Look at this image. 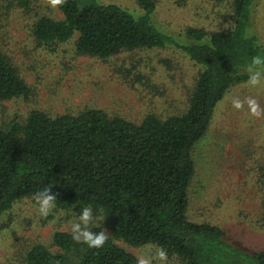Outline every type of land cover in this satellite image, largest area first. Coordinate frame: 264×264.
Wrapping results in <instances>:
<instances>
[{"label":"trees","instance_id":"1","mask_svg":"<svg viewBox=\"0 0 264 264\" xmlns=\"http://www.w3.org/2000/svg\"><path fill=\"white\" fill-rule=\"evenodd\" d=\"M95 1L62 0L61 18L37 15L28 23L30 38L48 47L73 40L76 55L102 61L175 48L199 67L184 109L166 117L146 114L138 123L96 108L55 116L34 109L0 125V226L15 204L50 185L55 209L78 217L91 207L102 218L91 231L105 227L110 235L97 249L56 231L51 245L57 251L35 244L25 264H136L116 241L163 248L179 264H264V250L241 249L220 226L187 217L195 144L226 92L249 80L251 58L264 54L248 31L252 0H232L229 29L191 27L182 39L154 23L156 0H136L139 11L133 12ZM11 7L30 13L32 0H10L4 12ZM30 94L12 57L0 49V101Z\"/></svg>","mask_w":264,"mask_h":264},{"label":"rangeland","instance_id":"2","mask_svg":"<svg viewBox=\"0 0 264 264\" xmlns=\"http://www.w3.org/2000/svg\"><path fill=\"white\" fill-rule=\"evenodd\" d=\"M9 1L0 0V15L5 16L0 17V49L12 57L31 94L0 101V125L22 120L34 109L55 116L96 108L135 123L146 114L166 117L184 109L199 67L179 50H136L102 61L76 55L73 40L50 47L37 45L29 36L28 23L37 15L61 18L58 5L32 0L30 13L16 7L4 12ZM95 2L139 11L136 0ZM231 14L232 0H156L153 21L182 39L183 31L191 27L208 32L229 29ZM248 23V31L264 47V0H252ZM193 160L189 220L220 226L241 249L264 250V76L256 85L248 80L226 92L208 131L195 144ZM76 218L55 208L41 217L33 198L21 200L1 219L0 264H25V255L35 244L56 252L51 245L53 233H71ZM93 218L92 226L101 227L100 214ZM103 231L110 235L108 228ZM116 243L136 258L146 249L157 248ZM153 264L179 261L166 254L164 261Z\"/></svg>","mask_w":264,"mask_h":264},{"label":"clouds","instance_id":"3","mask_svg":"<svg viewBox=\"0 0 264 264\" xmlns=\"http://www.w3.org/2000/svg\"><path fill=\"white\" fill-rule=\"evenodd\" d=\"M62 0H50L52 6L60 4ZM247 72L249 73V83L256 85L264 76V54L255 55L251 58L247 65ZM253 103V101H249ZM235 106L240 107V103L236 102ZM57 197L52 193L51 186L43 187L36 191L33 195V200L37 205L38 213L41 217H47L50 211L55 207ZM93 211L91 207H82L76 221L71 224V238L73 241L83 243L89 248H101L107 236L104 231L93 232L91 227L93 225ZM166 259V252L163 248L146 249L137 256L136 264H153V261H164Z\"/></svg>","mask_w":264,"mask_h":264}]
</instances>
